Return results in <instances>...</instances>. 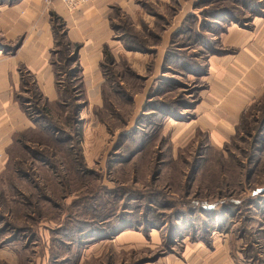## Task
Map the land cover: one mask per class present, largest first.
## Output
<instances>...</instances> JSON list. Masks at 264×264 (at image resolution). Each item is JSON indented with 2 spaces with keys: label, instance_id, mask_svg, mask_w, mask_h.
Wrapping results in <instances>:
<instances>
[{
  "label": "rangeland",
  "instance_id": "rangeland-1",
  "mask_svg": "<svg viewBox=\"0 0 264 264\" xmlns=\"http://www.w3.org/2000/svg\"><path fill=\"white\" fill-rule=\"evenodd\" d=\"M52 7L56 93L23 87L28 123L0 134V264H177L233 239L264 264V0L116 3L97 95Z\"/></svg>",
  "mask_w": 264,
  "mask_h": 264
},
{
  "label": "crops",
  "instance_id": "crops-1",
  "mask_svg": "<svg viewBox=\"0 0 264 264\" xmlns=\"http://www.w3.org/2000/svg\"><path fill=\"white\" fill-rule=\"evenodd\" d=\"M132 0H92L78 9L70 10L61 1H54L52 11L63 17L68 36L83 44L80 51V64L85 84L90 95L98 94L100 82L99 62L102 57L103 43L109 36V19L116 3H130ZM44 0H16L14 4L0 3V34L11 42L24 37L20 47L13 53L0 51V134L5 129L18 130L20 123H28L18 109L13 96L25 90L32 92L37 85L45 95H54L55 70L49 60L48 51L54 45L50 14L43 13ZM24 73L29 74L30 84H23ZM34 83V84H33ZM225 111L223 123L236 121L242 105L232 102ZM230 106V107H229ZM16 125V126H15ZM20 129V128H19ZM236 240L218 242L214 249L194 245L188 249L189 261L177 264H238L230 255L235 250Z\"/></svg>",
  "mask_w": 264,
  "mask_h": 264
},
{
  "label": "built area",
  "instance_id": "built-area-1",
  "mask_svg": "<svg viewBox=\"0 0 264 264\" xmlns=\"http://www.w3.org/2000/svg\"><path fill=\"white\" fill-rule=\"evenodd\" d=\"M56 0H44V3L49 6ZM61 1L68 9L75 10L81 7L82 5L92 1V0H59Z\"/></svg>",
  "mask_w": 264,
  "mask_h": 264
}]
</instances>
